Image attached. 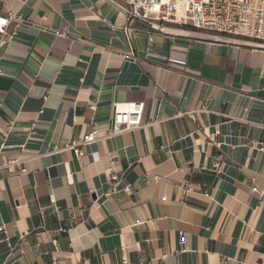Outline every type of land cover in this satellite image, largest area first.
<instances>
[{"label":"crops","instance_id":"0c3cea01","mask_svg":"<svg viewBox=\"0 0 264 264\" xmlns=\"http://www.w3.org/2000/svg\"><path fill=\"white\" fill-rule=\"evenodd\" d=\"M9 14L0 264H264V50L174 25L151 42L138 22L130 45L106 0H0ZM135 102L140 127L76 158Z\"/></svg>","mask_w":264,"mask_h":264},{"label":"built area","instance_id":"2783aa9c","mask_svg":"<svg viewBox=\"0 0 264 264\" xmlns=\"http://www.w3.org/2000/svg\"><path fill=\"white\" fill-rule=\"evenodd\" d=\"M127 17V26L124 28L126 36L131 42L132 37L139 33L133 28L135 22L151 29L141 33L148 35L152 42L153 31L163 32L169 25L181 28L189 27L195 30L212 32L233 37L246 44L264 50V0H106ZM13 14L0 15V34H6L7 29L14 21H18ZM5 42L0 41V49ZM131 45V43H130ZM128 59L133 58V50L127 52ZM0 69V73H1ZM48 96L43 100L47 101ZM92 109H95L93 106ZM145 105L141 102L114 106L112 128L104 130L91 129L87 134L74 140L69 148L76 158L81 159L85 154L86 146L98 142L107 136L132 131L142 124ZM43 113V109L41 110ZM15 162H8L5 168L10 169ZM22 173L26 169H21ZM144 184L149 183L145 176ZM119 191V177L112 175L109 182V192ZM124 191H135V188H126ZM167 198H162L166 201ZM180 245L184 250L186 237L180 236ZM81 264H88L83 262ZM122 264H126L122 260Z\"/></svg>","mask_w":264,"mask_h":264}]
</instances>
